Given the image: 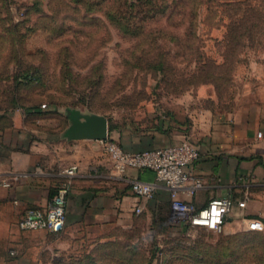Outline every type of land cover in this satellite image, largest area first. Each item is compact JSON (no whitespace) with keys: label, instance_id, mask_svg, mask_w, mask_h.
<instances>
[{"label":"rangeland","instance_id":"1","mask_svg":"<svg viewBox=\"0 0 264 264\" xmlns=\"http://www.w3.org/2000/svg\"><path fill=\"white\" fill-rule=\"evenodd\" d=\"M42 104L59 130L68 106L138 132L256 114L264 0H0V132L18 108ZM76 238L65 254L98 242L100 264H264V230H166L137 217ZM61 253L51 264H70Z\"/></svg>","mask_w":264,"mask_h":264},{"label":"crops","instance_id":"2","mask_svg":"<svg viewBox=\"0 0 264 264\" xmlns=\"http://www.w3.org/2000/svg\"><path fill=\"white\" fill-rule=\"evenodd\" d=\"M33 107L15 110L14 126L0 132V264L54 263L57 254L72 249L77 234L89 239L90 234L104 232L107 224L118 230L131 228L137 217L161 223L166 230L184 228L173 218L164 185L158 184L149 200L132 191V180L152 181L153 170L129 167L118 173L97 140L62 136L69 124L65 113L67 124L59 130L55 114L41 105ZM185 137L199 148V158L188 172L200 177L202 186L192 193L186 187L180 197L202 208L212 197L231 196L234 203L224 231H258L247 229L246 224L252 218L264 219V109L206 119L187 130L118 128L110 134L130 151L178 143ZM64 168H74L75 174L63 229L21 230L18 220L28 209L46 205L64 178ZM138 204L143 209L136 214ZM97 246L98 242L81 244L84 252L67 254L69 263L100 264L92 253Z\"/></svg>","mask_w":264,"mask_h":264},{"label":"built area","instance_id":"3","mask_svg":"<svg viewBox=\"0 0 264 264\" xmlns=\"http://www.w3.org/2000/svg\"><path fill=\"white\" fill-rule=\"evenodd\" d=\"M41 106L45 107V104ZM97 141L118 173H125L129 167L154 171L152 181L132 180L131 189L136 195L149 200L155 195L158 184H162L169 192L170 208L177 222L189 227L221 231L225 217L234 203L231 196L212 197L204 207L196 208L179 195L180 190L186 187L189 193H192L202 186L201 178L188 172V168L200 155L198 146L191 139L185 137L178 143L138 151L127 150L109 137ZM62 174L64 178L59 181L46 205L28 209L18 220L17 224L21 230L48 229L58 232L63 229L74 168H64ZM142 209V205L138 204L134 207V212L139 214ZM246 225L249 230H264V221L260 218L249 219Z\"/></svg>","mask_w":264,"mask_h":264},{"label":"water","instance_id":"4","mask_svg":"<svg viewBox=\"0 0 264 264\" xmlns=\"http://www.w3.org/2000/svg\"><path fill=\"white\" fill-rule=\"evenodd\" d=\"M64 113L69 124L61 134L66 139L99 140L108 137V118L105 115L69 106L65 107Z\"/></svg>","mask_w":264,"mask_h":264},{"label":"trees","instance_id":"5","mask_svg":"<svg viewBox=\"0 0 264 264\" xmlns=\"http://www.w3.org/2000/svg\"><path fill=\"white\" fill-rule=\"evenodd\" d=\"M26 75H27V78L28 79H30L31 78V75L30 74H28V73H26ZM33 108H35V107H25V109H27V110H30V109H33ZM115 129H118V127H116V126H114V125H112L111 123H109V121H108V131H109V133H108V137L110 138V134H111V132L112 131H114ZM174 129H178V128H167L166 130H168V131H171V130H174ZM183 229H185L186 227H188L187 225H183Z\"/></svg>","mask_w":264,"mask_h":264}]
</instances>
